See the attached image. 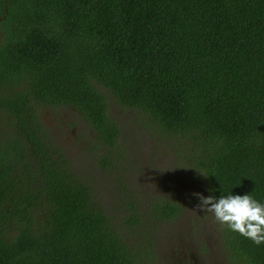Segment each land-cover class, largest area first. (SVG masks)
<instances>
[{
	"label": "trees",
	"instance_id": "16d2710c",
	"mask_svg": "<svg viewBox=\"0 0 264 264\" xmlns=\"http://www.w3.org/2000/svg\"><path fill=\"white\" fill-rule=\"evenodd\" d=\"M110 97L183 141L184 182L264 201V0H0V264H142L151 237L130 229L183 211L129 195L109 213L43 128L41 109H72L113 165ZM218 233L264 264V243Z\"/></svg>",
	"mask_w": 264,
	"mask_h": 264
},
{
	"label": "rangeland",
	"instance_id": "374dc122",
	"mask_svg": "<svg viewBox=\"0 0 264 264\" xmlns=\"http://www.w3.org/2000/svg\"><path fill=\"white\" fill-rule=\"evenodd\" d=\"M107 109L119 128L118 142L109 158L113 165H105L100 159L106 150L96 141L91 127L72 109H41V122L65 154L70 168L87 181L92 195L109 213H116L118 203L123 212L127 205L122 201L126 202L129 195L142 212L156 196L172 197L182 204L183 211L176 219L157 222L143 216L130 229V242L138 241L143 230L145 235L140 237H151L149 261L142 264H172V258L183 252L205 264H236L224 254L218 222L211 212L197 207V194H206L196 185L184 182L178 153V143L183 141L155 134L147 116L115 103L111 97ZM153 221L157 223L151 224Z\"/></svg>",
	"mask_w": 264,
	"mask_h": 264
},
{
	"label": "clouds",
	"instance_id": "9594fccd",
	"mask_svg": "<svg viewBox=\"0 0 264 264\" xmlns=\"http://www.w3.org/2000/svg\"><path fill=\"white\" fill-rule=\"evenodd\" d=\"M197 195V207L201 211L211 212L218 223L254 244L264 243V201H258L248 193L228 192L218 197Z\"/></svg>",
	"mask_w": 264,
	"mask_h": 264
},
{
	"label": "flooded vegetation",
	"instance_id": "af4514ba",
	"mask_svg": "<svg viewBox=\"0 0 264 264\" xmlns=\"http://www.w3.org/2000/svg\"><path fill=\"white\" fill-rule=\"evenodd\" d=\"M186 254L187 253H185V252H183L181 255L178 253L176 258L175 257L172 258V260H174L172 264H205L202 259L196 260V258H194V256H191V255L186 256ZM191 259H193L194 262ZM195 262H197V263H195ZM214 262H215V259H214Z\"/></svg>",
	"mask_w": 264,
	"mask_h": 264
}]
</instances>
